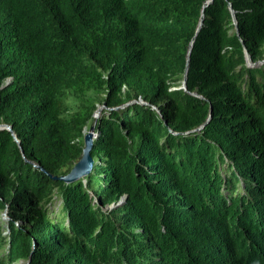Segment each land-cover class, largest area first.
I'll return each instance as SVG.
<instances>
[{
	"label": "trees",
	"instance_id": "trees-1",
	"mask_svg": "<svg viewBox=\"0 0 264 264\" xmlns=\"http://www.w3.org/2000/svg\"><path fill=\"white\" fill-rule=\"evenodd\" d=\"M206 1L0 0V264H264V0Z\"/></svg>",
	"mask_w": 264,
	"mask_h": 264
},
{
	"label": "water",
	"instance_id": "water-1",
	"mask_svg": "<svg viewBox=\"0 0 264 264\" xmlns=\"http://www.w3.org/2000/svg\"><path fill=\"white\" fill-rule=\"evenodd\" d=\"M210 1L211 0H207L205 2L204 7L207 6ZM229 9L232 13L233 23H234L235 29L237 31V21L235 19L234 11H233L230 4H229ZM203 15H204V9H202V12H201L200 24L203 20ZM190 50H191V45H190L188 53H187V64H188V60H189ZM245 54H246L247 64L252 65L253 63L251 62L250 57H249L246 50H245ZM260 62H264V60H262ZM8 82H9V79L6 81V84ZM185 83H186V73L184 74V78H183V82H182V88H184V89H186ZM127 104L128 103H126L124 105H127ZM124 105H122V106H124ZM103 108H105V103L98 106L97 109L95 110L94 114H93V118L91 120L89 129L84 134V146H83L81 155L78 158V160L75 162V164L73 165V167L71 168V170L67 174L60 175V176H53L54 179H58V180L66 182V183H69V182H74L77 179L84 177L85 175H87L89 173V171L93 165V159H92L91 154H90V151H91L92 146H93L92 138L95 135L94 130H95V125H96V120H97V118H98V116H99V114ZM211 110H212V108H210V111ZM0 129H7L8 131H10L12 133L14 139L18 142V140H17V138H16V136L12 130L11 125H8L5 123L0 124ZM19 147H20V145H19ZM21 152L23 153L22 149H21Z\"/></svg>",
	"mask_w": 264,
	"mask_h": 264
},
{
	"label": "rangeland",
	"instance_id": "rangeland-1",
	"mask_svg": "<svg viewBox=\"0 0 264 264\" xmlns=\"http://www.w3.org/2000/svg\"><path fill=\"white\" fill-rule=\"evenodd\" d=\"M88 131V130H87ZM86 131V132H87ZM85 132V133H86ZM94 139V136H93V138H92V140ZM124 201V198L119 202V204L120 203H122ZM58 203H59V200L56 198L53 202H52V204L50 205V209H53V210H55V211H58V209H59V206H58ZM113 206H109L108 208L110 209V208H112ZM7 220H8V217H7V215H6V213L5 212H0V224L4 227L5 225H6V222H7ZM17 223H19L20 224V222H17Z\"/></svg>",
	"mask_w": 264,
	"mask_h": 264
}]
</instances>
